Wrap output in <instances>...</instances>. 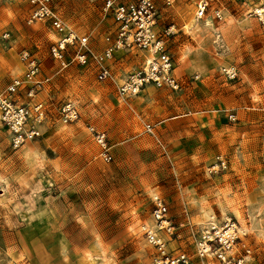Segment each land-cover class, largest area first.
I'll use <instances>...</instances> for the list:
<instances>
[{
  "label": "rangeland",
  "instance_id": "1",
  "mask_svg": "<svg viewBox=\"0 0 264 264\" xmlns=\"http://www.w3.org/2000/svg\"><path fill=\"white\" fill-rule=\"evenodd\" d=\"M153 1L179 88L122 96L118 87L145 68L147 52L117 47L102 82L93 56L82 64L70 47L66 66L53 57L58 36L33 19L35 5L0 0V88L22 78L21 53L31 52L41 84L34 98L27 83L14 98L43 103L46 116L41 135L20 146L0 121V264H157L145 235L156 196L172 220L188 223L168 244L191 264H219L199 259L196 242L227 221L246 233L244 264H264V0H213L201 19L197 0ZM106 2L50 6L79 35L91 31L99 55L120 33ZM67 103L76 121H63ZM89 126L105 133L110 161Z\"/></svg>",
  "mask_w": 264,
  "mask_h": 264
},
{
  "label": "built area",
  "instance_id": "2",
  "mask_svg": "<svg viewBox=\"0 0 264 264\" xmlns=\"http://www.w3.org/2000/svg\"><path fill=\"white\" fill-rule=\"evenodd\" d=\"M28 1L37 7L33 19L48 21L58 36L51 51L53 57L63 66L67 65L68 48L74 47L76 49L74 59L78 62L85 64L89 56L94 57L100 66L99 80L104 82L111 77L106 61L112 57L114 50L117 47L134 44L148 53V59L144 69L133 73L118 87L122 96L137 94L149 85L174 90L179 88L174 74V63L165 47L164 38L157 36L154 31L156 8L153 0H139L129 5L122 4L119 0H107L106 7L114 9L120 33L116 43L109 45L99 55H94L90 48L91 31L79 35L51 8V0ZM212 1L197 0L198 18L201 19L207 14ZM216 15L221 18L220 12ZM21 61L25 69L22 78H16L5 88H0V121L10 129L15 146L38 138L41 132L37 125L46 117L43 103L32 100L27 104H19L14 98L26 83L30 85L28 96L34 98L38 84H41L36 80L40 71L37 57L26 50L21 53ZM78 118L79 111L73 103H67L62 107V119L65 123L76 121ZM88 130L103 148L104 159L110 161L105 133L97 131L93 126H89ZM153 202L152 218L155 225L146 228L145 235L148 243L158 252L157 264H191V258L185 252L172 251L168 244L182 238L184 229L189 226L188 223L172 220L169 207L163 198L156 196ZM245 236L246 233L236 221H227L223 226L212 225L210 230L203 231L197 239L196 256L203 260L218 261L219 264H244L247 256H243L241 252L247 254L250 252L246 246Z\"/></svg>",
  "mask_w": 264,
  "mask_h": 264
}]
</instances>
